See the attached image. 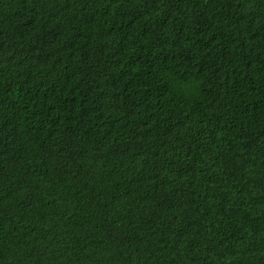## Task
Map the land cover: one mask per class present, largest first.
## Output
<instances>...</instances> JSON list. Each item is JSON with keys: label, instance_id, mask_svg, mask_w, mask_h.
Here are the masks:
<instances>
[{"label": "trees", "instance_id": "1", "mask_svg": "<svg viewBox=\"0 0 264 264\" xmlns=\"http://www.w3.org/2000/svg\"><path fill=\"white\" fill-rule=\"evenodd\" d=\"M0 264H264V0H0Z\"/></svg>", "mask_w": 264, "mask_h": 264}]
</instances>
